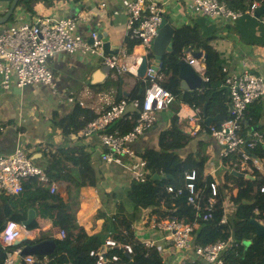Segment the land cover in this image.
<instances>
[{"label":"crops","instance_id":"1","mask_svg":"<svg viewBox=\"0 0 264 264\" xmlns=\"http://www.w3.org/2000/svg\"><path fill=\"white\" fill-rule=\"evenodd\" d=\"M11 1L0 0V16L4 15ZM125 2L126 0H36L30 5V8L26 4H17L8 21L0 24V29L18 23L31 22L38 16L54 19L79 17L80 19L75 28L76 34L85 39H89L92 32L105 34L111 48H116L115 54H120L121 50H124L131 61L136 56L145 55V49L138 43L129 54L124 47L127 23ZM102 3H104V6L101 5ZM166 11L176 30L184 25L196 26L200 35L204 39L208 38V43L225 60L227 76L248 70L264 78V27L261 22L264 15L259 20H254L253 14L249 12L244 13L235 21L227 18H206L207 16L195 18L189 13L190 11L186 5L177 0H170ZM245 16L248 18H244ZM244 32L250 35L248 39H243L240 35ZM194 49L204 51L202 48L197 49L194 47ZM147 52L150 55L149 60L152 61L151 50H147ZM165 55L168 56L169 53ZM182 57H184L183 53L180 58ZM190 57L192 56L188 55L187 60ZM198 60L206 68V60L202 58H198ZM101 66L97 63L95 55L80 52H59L49 59V68L53 73L51 85L38 83L18 89L12 84L10 87L4 88L0 75V155H8L18 148L22 149L34 165L46 172L49 178L48 182L41 183L36 179L39 183L43 184L49 191L54 185L56 187L54 193L59 192L61 196L58 183H63L66 196L62 197L70 206V211L74 215V224L89 235L99 233L103 237L105 231H107L106 238L114 239L111 231H115L126 240L125 243H120L121 245H143L147 251V256L160 255L164 264H192L185 254L177 252L167 233L153 223L154 220L164 219L169 215L160 216L152 208H143L140 210V214L137 215V219H133V204L127 199V190L130 184L133 180H137L134 178V172L139 168L140 154L147 149L158 148L159 134L170 125L173 116L177 118V124L184 131L186 130L179 123L178 116L179 112L181 114L186 112L184 109L181 111L177 104V100L182 99L176 96L175 102L166 109L157 112L154 126L131 144L134 150L133 156L135 157L122 156L119 163L102 159L105 148L101 144L97 133L85 137L80 136V131L65 134L62 129L63 126L59 127L56 124L57 120L68 114L75 104H79L87 111L98 114L109 102L117 101V97L120 98L122 95L126 96L129 99L128 102H130L126 107L127 114L135 110L131 102L135 99L136 93L143 92L146 80L136 77L132 73H124L120 76L109 73L102 82L91 83L93 72L99 70ZM194 70L196 71L195 68ZM196 73L201 78L200 84L194 89L180 90L179 79L178 89L180 93L200 90L204 79L197 71ZM159 77L162 78V74L159 73ZM107 79L118 80V82L106 91L98 92V89L92 86L102 84ZM139 79H142L143 83H140ZM199 115L198 124L201 127L202 118ZM208 132L209 129H205V131L196 135L189 133L192 137L191 141L178 153L183 158L190 155L205 154L207 161L204 173L212 176L218 182L219 188H222L225 183V173L229 170L232 174L245 178L246 174L236 171L237 167L228 168L223 164V161L221 164L220 147ZM77 145H83L90 153V163L96 177V183L93 185L77 187L80 181L78 178L80 168L63 159L61 151L76 148ZM238 166L241 171L248 170L242 168L239 160ZM253 168L255 167L251 169ZM27 180H24L23 184ZM226 184L228 186L226 190L229 193H227L223 203L222 219L224 218V222H222V219L220 221L221 223L230 224L231 234L228 238L233 239L232 220L235 206L231 203L230 196L236 194L237 187L234 180H229ZM34 214V218H37L35 210ZM256 218L260 220V217L257 216ZM177 220L192 225L194 229L197 225L195 222L189 223L184 220ZM18 229L21 232L20 237H22L24 235L23 229ZM62 230L66 233L64 229L53 226L50 220H40L39 227L29 231L28 235L30 241L43 236H51L45 239L62 238L60 237ZM192 235V242L195 243L194 231ZM144 242H151V245L147 246ZM116 243L118 244L117 241ZM51 254L34 255V258L37 259L36 264H50L49 256ZM68 262L72 261L55 264ZM21 264L27 263L22 261Z\"/></svg>","mask_w":264,"mask_h":264},{"label":"trees","instance_id":"2","mask_svg":"<svg viewBox=\"0 0 264 264\" xmlns=\"http://www.w3.org/2000/svg\"><path fill=\"white\" fill-rule=\"evenodd\" d=\"M36 0H21L19 4L30 5ZM234 11L244 12L252 4L264 5V0H221ZM33 11L32 9L30 10ZM206 39V40H205ZM203 38L196 26L184 25L177 29L173 38V54L164 56L160 62L158 73L162 78L158 81L175 96L180 97L196 108H199L201 115V128L208 130L210 126H219L222 121L228 118V90L225 84L226 63L218 52L208 43V38ZM139 40L126 36L124 47L130 54ZM192 45L197 49H204L207 53L205 75L206 81L202 82L199 91L180 93L178 89V65L177 62L182 56L185 48ZM143 83L142 79H139ZM118 80L107 79L102 84L92 85L99 91H106L110 86L117 84ZM143 85V84H142ZM144 94L136 93L135 99L142 102ZM122 98H126L124 95ZM117 99H119L117 97ZM139 109L124 114L114 121L107 131L119 130L128 132L134 126V120ZM199 115V116H200ZM97 114L85 110L79 104H75L71 111L59 118L56 124L63 126V132L77 133L87 122L93 120ZM207 116H217L218 120L210 126L204 124ZM241 134L248 131H257L264 138V97L249 104L244 112V120L241 121ZM201 132V131H199ZM198 132V133H199ZM191 135L185 132L178 124L177 118L172 117L170 125L162 130L158 137V148L147 149L140 154L145 161L146 175L143 181L133 180L127 190V199L133 204V219H137L140 210L152 208L160 216L169 215L185 222H195L194 229L195 243L208 245L217 240H224L230 236V224L221 223L224 210V200L228 188L226 182L234 180L237 187L236 194L230 196V201L235 206L233 214V245L223 253V264H264V236L257 235L252 220L257 219L254 209L264 210V192L260 187L264 186V145L256 142L255 146L249 149V155L262 163L263 169L239 170V154L233 153L224 158L223 164L228 168L237 167L236 171L243 172L246 177H239L229 170L225 173V183L218 189L217 195L213 198L214 204L210 210L211 218L204 219L209 211L208 200L211 197L210 184L213 178L204 173L207 156L199 154L183 158L178 151L184 149L191 141ZM63 159L70 161L80 168L78 178L80 181L77 187L93 185L96 177L90 163V153L83 145L76 148L61 151ZM236 164V165H235ZM195 171L194 191L198 195L193 203L188 202V191L185 188L187 180L186 171ZM165 175L163 179H153V175ZM168 187L173 191L169 192ZM181 189L179 195L176 192ZM34 209L37 218L26 228L32 230L39 227L40 220H50L52 225L66 231L62 238H53L57 247L49 256L50 264L72 261L73 264H94L95 257L90 251L98 250L104 244L107 236L105 231L102 237L99 233L89 235L82 228L75 226L74 215L70 206L63 197L57 193H50L49 189L39 183L36 178H30L23 184V191L19 195L0 194V229L9 220L23 223L27 218L28 211ZM164 209V210H163ZM109 228V227H107ZM112 230V229H111ZM112 236L118 244L108 249L107 264H164L160 255L149 257L145 247L132 246V253H126L120 243H125V238L117 232L111 231ZM50 238L43 236L35 238L34 242ZM30 241H23L22 245ZM112 255H117V261H111ZM5 258V250L0 246V264Z\"/></svg>","mask_w":264,"mask_h":264},{"label":"built area","instance_id":"3","mask_svg":"<svg viewBox=\"0 0 264 264\" xmlns=\"http://www.w3.org/2000/svg\"><path fill=\"white\" fill-rule=\"evenodd\" d=\"M170 0H126L125 11L127 15L126 36L139 40V44L150 50L152 41L156 38L159 26L165 16H169L166 11ZM184 3L189 11L198 12L201 15L211 18H227L236 20L243 12L233 11L226 3L220 0H177ZM104 6V3L101 4ZM255 5H252L246 12L252 13ZM170 17V16H169ZM79 17L54 19L51 17L38 16L31 22L18 23L5 29H0V75L4 88L12 84L21 89L31 84H49L53 82V73L49 68V59L56 53L80 52L87 55H95L99 65L109 67L111 73L121 75L124 73L137 74V68L141 62V57H134L130 61L124 50L120 54H106L102 48V40L98 33L92 32L89 39L82 38L75 33ZM147 52V53H146ZM188 63L196 69L204 81L205 65L196 58H188ZM158 72L148 66L146 70L145 93L142 102L133 101V106L139 108V112L134 120L133 128L121 133L117 130L107 132V127L120 118L126 109L127 101L121 99L109 102L106 107L91 121L87 122L80 130V136H89L97 133L101 144L105 148L102 159L105 161L120 162L122 156H133L134 150L131 144L144 132L150 129L157 117V112L169 107L176 97L158 83ZM228 88V101L231 110L227 119L219 126H210L208 134L220 147V160L230 154H239V163L243 169L250 170L255 167L263 169L262 163L252 159L249 149L253 148L256 142L264 145V138L257 131H249L247 135L241 134V121L247 106L253 101L264 96V78L244 70L235 74H230L225 78ZM179 112V123L191 135H196L201 127L198 124V109L190 103L177 100ZM188 123V125H186ZM186 125V126H185ZM204 131V130H203ZM135 157V156H133ZM138 169L134 172V178L144 180L146 170L145 161L139 160ZM36 177L40 182L46 183L49 178L45 171L34 165L27 154L22 149H16L8 155H0V194L18 195L23 191V181ZM187 180L185 188L188 191V202L193 203L198 197L194 191L195 171L185 172ZM173 191L172 187L167 188ZM211 198H209V210H211L217 195L218 183L216 180L210 184ZM260 192H264V186L260 187ZM56 187L53 185L50 192L54 193ZM181 189L176 194L179 195ZM258 220L264 226V211L254 210ZM204 219L211 218V212L203 215ZM224 222V218L222 219ZM154 225L167 233L173 247L191 261L192 264H223V253L233 245V239L218 240L208 245H199L192 242L194 228L190 224L178 221L176 218L167 217L153 221ZM18 224L7 222L0 230V246L6 248L21 235ZM65 232H60V237H64ZM151 245V242H144ZM114 239L108 237L102 247L98 250L90 251V255L95 257L94 264H107V252L111 247L116 246ZM122 248L126 253H132V245L124 244ZM20 248L12 247L5 251V258L2 264H33L34 257H21ZM118 256L112 255L111 261H117ZM65 264H73L68 262Z\"/></svg>","mask_w":264,"mask_h":264},{"label":"water","instance_id":"4","mask_svg":"<svg viewBox=\"0 0 264 264\" xmlns=\"http://www.w3.org/2000/svg\"><path fill=\"white\" fill-rule=\"evenodd\" d=\"M21 0H12L4 13L3 16H0V24L6 23L13 11L16 8V5ZM264 15V5L255 7L253 11V16L255 18H260ZM176 32L175 27L172 25V19L169 16H165L162 19V22L159 26L158 34L156 38L152 41L151 44V56L152 61L150 67L154 69H158L162 58L167 53H174L172 38ZM102 39V48L105 53H113L116 52V48L112 49L108 38H106L105 34H99ZM184 57L180 58L177 62L178 65V77L180 79V90H186V88L194 89L200 84V76L196 73L193 66L187 62V56L190 55L195 58H202L206 60L207 53L203 50H195L193 46H188L184 52ZM150 55H143L141 58V62L137 69V76L139 78H144L146 74L147 67L149 65ZM109 73V67L106 65H102L99 70L93 72L91 76V83H100L102 82ZM228 112L231 110V104L227 102ZM217 116H208L204 120V124L206 126H210L214 121H217ZM242 175V174H240ZM153 179L165 178V175H153ZM64 184L59 182L58 186L60 187V193L62 196H66ZM34 210L30 209L28 211V216L26 220L23 221L22 225L24 228H27L34 221ZM252 224L255 228V232L257 235L264 236V226L260 224L256 220H252ZM23 241H30V238L27 234H25L22 238L15 240L13 245L21 246ZM56 248V243L53 239H43L36 243H29L25 246L21 247V256H42V255H50L53 253ZM104 247L102 246V249Z\"/></svg>","mask_w":264,"mask_h":264},{"label":"clouds","instance_id":"5","mask_svg":"<svg viewBox=\"0 0 264 264\" xmlns=\"http://www.w3.org/2000/svg\"><path fill=\"white\" fill-rule=\"evenodd\" d=\"M220 1H221V0H220ZM222 2H223V1H222ZM254 5H255V4H254ZM251 6H252V5H251ZM251 6H250V7H251ZM255 7H257V6L255 5ZM255 7H254V9H255ZM248 9H249V8H248ZM254 9H253V11H254ZM233 11H234V10H233ZM253 11H252V14H253ZM240 12H242V11H240ZM244 13H247L246 10L243 12V14H244ZM243 14H242V16H243ZM239 18H240V17H239ZM237 19H238V18H237ZM237 19H236V20H237ZM232 21H235V20H232ZM101 40H102V39H101ZM150 50H151V48H150ZM113 53H115V52H113ZM113 53H106V54H113ZM145 55L148 56V53L145 54ZM141 58H142V56H141ZM97 62H98V61H97ZM187 62H188V61H187ZM150 64H151V61L149 62V65H148V66H150ZM138 67H139V66H138ZM137 69H138V68H137ZM155 70L158 72V69H155ZM109 73H111L110 70H109ZM109 73H108V74H109ZM112 75H115V74L112 73ZM158 75H159V73H158ZM115 76H120V75H115ZM145 76H146V74H145ZM136 77H138L137 74H136ZM142 79L145 80V77L142 78ZM159 79H160V77H158V80H159ZM158 83H159V81H158ZM159 84H160V83H159ZM160 85H161V84H160ZM161 86H162V85H161ZM162 87H163V86H162ZM166 90H167V89H166ZM168 91H169V90H168ZM170 92H171V91H170ZM144 93H145V88H144ZM171 93H172V92H171ZM172 94H173V93H172ZM125 97H126V96H125ZM175 97H176V96H175ZM263 97H264V96H263ZM143 98H144V94H143ZM261 98H262V97H261ZM121 99H125V100L127 101V106H128V104L130 103V102H128L129 99H126V98H122V97H120L117 101H119V100H121ZM176 99H177V97H176ZM259 99H260V98H259ZM134 100H136V99H133V101H134ZM137 100H138V99H137ZM142 100H143V99H142ZM257 100H258V99H257ZM117 101H116V102H117ZM133 101L131 102L132 106H133ZM174 102H175V101H174ZM228 102H229V101H228ZM253 102H254V101H253ZM250 104H251V103H250ZM127 106H126V107H127ZM192 106H193V105H192ZM133 107H134V106H133ZM193 107H194V106H193ZM195 108H196V107H195ZM134 109H135V110H136V109L138 110L139 108H135V107H134ZM198 110H199V108H198ZM99 112H100V111H99ZM199 112H200V110L198 111V115L200 114ZM125 113L127 114L126 109H125L124 114H125ZM228 113H229V112H228ZM98 114H99V113H98ZM98 114H97V115H98ZM124 114H123V115H124ZM123 115H122V116H123ZM122 116H121V117H122ZM118 119H119V118H118ZM118 119H117V120H118ZM156 119H157V117H156ZM243 120H244V116H243ZM243 120H242V121H243ZM115 121H116V120H115ZM155 122H156V121H155ZM112 123H113V122H112ZM112 123H111V124H112ZM111 124H110V125H111ZM154 124H155V123H154ZM110 125H109V126H110ZM109 126H108V127H109ZM153 126H154V125H153ZM153 126H152V127H153ZM108 127H107V128H108ZM152 127H151V128H152ZM132 128H133V127H132ZM148 130H149V129H148ZM203 130L205 131V129L201 128L200 131L202 132ZM106 131H107V129H106ZM113 131H115V130H113ZM113 131H111V132H113ZM117 131H118V130H117ZM107 132H108V131H107ZM119 132H120V131H119ZM198 132H199V131H198ZM198 132H197V133H198ZM121 133H126V132H121ZM242 135H243V134H242ZM245 135H247V132H246ZM141 159H142V158H141ZM143 160H144V159H143ZM145 166H146V164H145ZM186 172H188V171H186ZM146 173H147V172H146ZM145 175H146V174H145ZM35 178H36V177H35ZM144 178H145V177H144ZM36 179H37V178H36ZM37 180H38V179H37ZM214 180H215V179H213V181H214ZM38 181H39V180H38ZM41 183H42V182H41ZM217 183H218V182H217ZM218 189H219V187H218ZM169 192H170V191H169ZM217 193H218V192H217ZM18 195H19V194H18ZM210 198H211V197H210ZM213 198H214V197H213ZM213 200H214V199H213ZM168 217H172V216H168ZM166 218H167V217H166ZM172 218H175V217H172ZM9 221H11V220H9ZM9 221H7V222H9ZM256 221H258V218H257ZM7 222H6V223H7ZM11 222H14V221H11ZM258 222H259V221H258ZM6 223H5V225H6ZM14 223L18 224V226H17L18 228L23 229V234H24V235H25V234L28 235V232L31 231V230H27L26 228H24L23 225H22V223H17V222H14ZM259 223H260V222H259ZM260 224H261V223H260ZM5 225H4V226H5ZM3 228H4V227H3ZM0 230H1V229H0ZM32 230H33V229H32ZM24 235H23V236H24ZM20 236H21V235H20ZM23 236H22V237H23ZM28 236H29V235H28ZM22 237H19L18 239H20V238H22ZM18 239H16V240H18ZM14 241H15V240H14ZM14 241H13V242H14ZM13 242H12V245H10V246H8V247H6V248H3V249L6 251V249H8L9 247H10V248H12V247H16V248H20V250H21V247H22V246H25V245L15 246V245H13ZM31 242H33V241H30L29 243H31ZM22 244H23V242H22ZM102 246H103V245H102ZM1 247H2V246H1ZM20 255H21V253H20ZM35 256H36V255H35ZM21 257L23 258V257H27V256H21ZM31 257H34V256H31ZM35 259H36V258H35ZM36 261H37V259H36ZM36 263H37V262H35V263H33V264H36Z\"/></svg>","mask_w":264,"mask_h":264},{"label":"rangeland","instance_id":"6","mask_svg":"<svg viewBox=\"0 0 264 264\" xmlns=\"http://www.w3.org/2000/svg\"><path fill=\"white\" fill-rule=\"evenodd\" d=\"M189 13H190L193 17L195 16V18H196V17H199V16H200V17H206V16H203V15H201V14H199L198 12H195V11H190ZM206 18H209V17H206ZM244 18H248V17L245 16ZM254 18H255V17H254ZM210 19H211V18H210ZM240 20H241V19H240ZM254 20H259V18H255ZM261 22H262V25H263V27H264V17H263V21H261ZM262 25H261V26H262ZM240 35L243 37V39H248L249 36H250L248 33H245V32H244V33H241Z\"/></svg>","mask_w":264,"mask_h":264}]
</instances>
